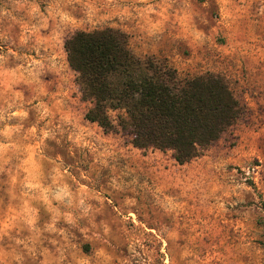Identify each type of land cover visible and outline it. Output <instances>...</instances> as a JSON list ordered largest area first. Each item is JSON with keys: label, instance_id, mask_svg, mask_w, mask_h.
Segmentation results:
<instances>
[{"label": "rangeland", "instance_id": "1", "mask_svg": "<svg viewBox=\"0 0 264 264\" xmlns=\"http://www.w3.org/2000/svg\"><path fill=\"white\" fill-rule=\"evenodd\" d=\"M107 28L239 120L184 165L86 121L64 44ZM0 264H264V0H0Z\"/></svg>", "mask_w": 264, "mask_h": 264}, {"label": "trees", "instance_id": "2", "mask_svg": "<svg viewBox=\"0 0 264 264\" xmlns=\"http://www.w3.org/2000/svg\"><path fill=\"white\" fill-rule=\"evenodd\" d=\"M64 50L91 104L85 120L129 136L137 149L169 151L178 165L201 156L242 114L223 75H180L166 59L135 55L119 30L76 32Z\"/></svg>", "mask_w": 264, "mask_h": 264}]
</instances>
